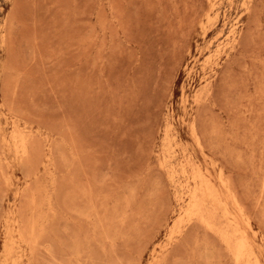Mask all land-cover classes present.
<instances>
[{"label": "rangeland", "instance_id": "374dc122", "mask_svg": "<svg viewBox=\"0 0 264 264\" xmlns=\"http://www.w3.org/2000/svg\"><path fill=\"white\" fill-rule=\"evenodd\" d=\"M0 264H264V0H0Z\"/></svg>", "mask_w": 264, "mask_h": 264}]
</instances>
